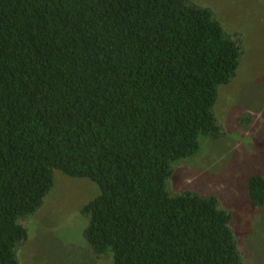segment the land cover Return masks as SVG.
<instances>
[{
	"label": "trees",
	"instance_id": "obj_1",
	"mask_svg": "<svg viewBox=\"0 0 264 264\" xmlns=\"http://www.w3.org/2000/svg\"><path fill=\"white\" fill-rule=\"evenodd\" d=\"M216 18L189 0H0V264H20L18 220L55 170L98 187L84 233L110 264H243L214 196L166 188L219 134L242 50ZM247 189L262 206L264 177Z\"/></svg>",
	"mask_w": 264,
	"mask_h": 264
},
{
	"label": "rangeland",
	"instance_id": "obj_2",
	"mask_svg": "<svg viewBox=\"0 0 264 264\" xmlns=\"http://www.w3.org/2000/svg\"><path fill=\"white\" fill-rule=\"evenodd\" d=\"M208 7L241 47L235 76L218 88L213 107L219 134L201 137L198 152L171 164V194L214 196L230 213L243 264H264V204L254 206L247 189L252 174L264 177V0H189ZM216 14V15H215ZM216 18V19H217ZM98 193L86 178L54 171V183L39 207L18 220L27 238L16 245L20 264H110L85 238L84 203Z\"/></svg>",
	"mask_w": 264,
	"mask_h": 264
}]
</instances>
